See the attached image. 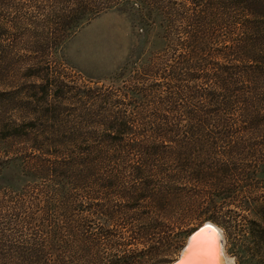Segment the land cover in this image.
I'll use <instances>...</instances> for the list:
<instances>
[{"label":"trees","instance_id":"obj_1","mask_svg":"<svg viewBox=\"0 0 264 264\" xmlns=\"http://www.w3.org/2000/svg\"><path fill=\"white\" fill-rule=\"evenodd\" d=\"M29 1L0 0V264H157L114 251L172 216L189 234L264 178V0ZM109 9L141 52L73 92L49 56ZM30 43L47 71L16 79Z\"/></svg>","mask_w":264,"mask_h":264},{"label":"rangeland","instance_id":"obj_2","mask_svg":"<svg viewBox=\"0 0 264 264\" xmlns=\"http://www.w3.org/2000/svg\"><path fill=\"white\" fill-rule=\"evenodd\" d=\"M38 1L43 0H37L36 2ZM28 3L33 2L30 0ZM30 37H33V33L30 34ZM34 40L36 39L32 38V41ZM141 40L143 41L141 31L133 26L130 17L126 13L117 9L106 10L81 25L66 40L62 52L50 54L51 62L48 65V72H53L54 76L64 81L68 86H72L73 92L82 82L88 83L82 76L92 80L102 79L103 83L110 84L108 76L116 72L118 67L125 62L132 47L133 50L136 49V51L141 52ZM31 46L33 47L26 48L29 50L22 51L25 55L14 58L19 67H13L14 70L10 74L15 75L16 79L19 77L34 81L37 80V77L29 75L30 73L38 74V72H41V74H45L47 71L46 69L41 71V68H47V65L39 68L40 64L38 65V63H34L35 65L29 68L27 67V64H32L42 58L41 46L37 43ZM62 58H65L73 69L66 67L62 63ZM86 69H103L106 72L92 76L89 72H86ZM1 82L0 89L7 88L4 85L6 80L3 79ZM120 82V80H117L114 84H120ZM88 84L93 86L94 83L90 82ZM252 178L240 183L241 187L244 188L239 192L236 201L232 202L225 199L227 204L221 206V212L214 215L218 217L206 218L203 221H211L222 230L224 248L229 259L228 264H264V208L262 207L264 204V178L258 173ZM211 193L219 195H212L216 200L224 196L219 191L211 190ZM139 211L135 210L134 212L139 215ZM210 212L212 213V211ZM138 215L135 217H139ZM225 216H231L235 219V229L228 227V224L224 222ZM137 223L138 221H135V224ZM165 223L169 224V229H163L165 232L161 234L166 238L162 241L152 238L154 236H148L149 240H147V236L138 237L130 240L125 247L114 251V255L123 256V249L126 248L146 252L150 250L151 254L154 253L152 258L157 264L168 263L176 259L188 234L184 236L178 234L181 227L175 216L165 220ZM197 226H194L192 230Z\"/></svg>","mask_w":264,"mask_h":264},{"label":"snow or ice","instance_id":"obj_3","mask_svg":"<svg viewBox=\"0 0 264 264\" xmlns=\"http://www.w3.org/2000/svg\"><path fill=\"white\" fill-rule=\"evenodd\" d=\"M221 239L222 236L217 229L211 225H205L190 237L185 254L203 258L205 264H220Z\"/></svg>","mask_w":264,"mask_h":264},{"label":"water","instance_id":"obj_4","mask_svg":"<svg viewBox=\"0 0 264 264\" xmlns=\"http://www.w3.org/2000/svg\"><path fill=\"white\" fill-rule=\"evenodd\" d=\"M205 225H211L213 226L215 229H217L219 231V233L222 236V239L220 241V249H221V257H220V264H228V257L226 256V252H225V248H224V235L222 230L213 222L210 221H205L203 223H201L200 225H198L195 229H193L187 236V239L184 243V245L182 246V248L180 249V252L178 253V256L176 257V259L172 260L171 262L168 263H163V264H205V261L203 258L200 257H196V256H189L185 254V249L189 243V239L190 237L200 228L204 227Z\"/></svg>","mask_w":264,"mask_h":264},{"label":"crops","instance_id":"obj_5","mask_svg":"<svg viewBox=\"0 0 264 264\" xmlns=\"http://www.w3.org/2000/svg\"><path fill=\"white\" fill-rule=\"evenodd\" d=\"M86 72L88 73L89 72V74H91L92 76H95L96 74H104L105 72H106V70H103V69H86ZM108 72V71H107Z\"/></svg>","mask_w":264,"mask_h":264},{"label":"bare ground","instance_id":"obj_6","mask_svg":"<svg viewBox=\"0 0 264 264\" xmlns=\"http://www.w3.org/2000/svg\"><path fill=\"white\" fill-rule=\"evenodd\" d=\"M211 222V221H210ZM228 263H229V260H228Z\"/></svg>","mask_w":264,"mask_h":264}]
</instances>
